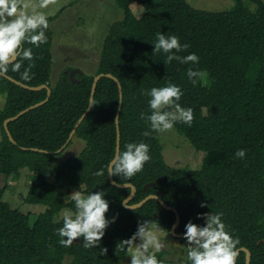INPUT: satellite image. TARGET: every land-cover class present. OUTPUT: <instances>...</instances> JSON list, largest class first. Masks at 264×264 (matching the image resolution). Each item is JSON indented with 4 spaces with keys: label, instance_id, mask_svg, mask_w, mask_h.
I'll list each match as a JSON object with an SVG mask.
<instances>
[{
    "label": "trees",
    "instance_id": "1",
    "mask_svg": "<svg viewBox=\"0 0 264 264\" xmlns=\"http://www.w3.org/2000/svg\"><path fill=\"white\" fill-rule=\"evenodd\" d=\"M117 2L123 17L111 25L105 37L95 75L111 73L122 83L121 151L126 142L143 141L150 145L151 160L131 180L114 177L115 181L136 186L130 204L157 194L176 208L181 217L178 233L184 232L189 219L203 223L196 219L198 212H223L229 230L239 238L237 248L251 251V264H264V0H233L231 9L218 12L195 8L187 0ZM133 2L145 9L139 18L131 8ZM58 17H48L47 43L33 48L34 78L25 82L9 67L7 75L27 85L48 84L52 88L47 102L9 123L15 142L7 134L5 120L44 101L48 93L0 78V92L6 97L0 109V174L17 178L21 169L28 168L32 174L26 201L46 206L40 213H23L4 200L9 185L0 188V264H123L125 254H116L115 246L135 231L136 224L132 223L150 217L170 231L176 214L156 199L135 212L127 210L121 201L130 195L131 188L116 187L106 173L94 175L116 154L120 91L111 78L98 82L94 105L76 132L75 137L85 142L84 148L76 156L59 159L64 150L56 151L66 144L89 105L95 75L76 73L78 82H72L73 68H68L51 85L50 24ZM161 31L178 35L181 43L189 44L179 55L195 52L199 64L173 61L164 65V54H154L151 44ZM24 63L26 66L28 62ZM190 66L203 73L196 84L187 78ZM169 80L183 90L181 105L193 110L190 126L177 123L174 128L196 150L207 152L199 170L170 166L163 155L160 133L143 136L149 130L140 118L147 111L148 98L143 93ZM239 149L247 150L242 160L235 157ZM73 190H104L110 201L106 215L115 217L119 213L102 241L107 254H101L99 248L85 249L82 238L68 248L58 243L56 229L62 226V218L57 216L64 208L75 210L74 203L66 199ZM201 201L208 207L201 208ZM68 255L72 258L66 262ZM165 255V251L157 254L165 264H175ZM237 264H246V252H240Z\"/></svg>",
    "mask_w": 264,
    "mask_h": 264
},
{
    "label": "clouds",
    "instance_id": "2",
    "mask_svg": "<svg viewBox=\"0 0 264 264\" xmlns=\"http://www.w3.org/2000/svg\"><path fill=\"white\" fill-rule=\"evenodd\" d=\"M54 0H40L38 7L47 8ZM29 4L24 0H0V78H6L9 67L13 73H19L20 79L31 81L35 73V54L33 48H39L47 43L46 30L49 20L43 11L35 8L28 11ZM25 44L32 47H24ZM153 53L164 54V65L178 61L180 64L198 65L200 57L195 52L181 56L190 45L181 43L178 35H168L166 32L156 33L151 42ZM25 61L27 65L25 66ZM23 68V71L21 69ZM188 80L193 84L203 73L197 68L186 69ZM147 99V111L140 118L148 125L149 130L143 136L151 133H166L174 129L177 123L188 124L193 120L191 107H183L180 103L183 96L182 88L170 80L162 86H153L143 93ZM4 98H0V103ZM246 149H239L235 157L244 159ZM151 160L150 145L143 141H130L124 144L123 150L114 155L109 162L97 170L95 176L120 177L131 180L142 172ZM114 184L118 188H128L127 184ZM97 187V186H96ZM70 200L74 203V211H66L62 217V226L56 229L58 243L65 248L71 247L74 241L82 238L85 249L99 248L101 254H107L108 248L102 246V241L108 228L114 223L115 217L109 213L110 201L104 190L78 191L73 190ZM129 199L122 200V206L130 211H136L139 205H132ZM201 208L208 207L201 201ZM196 219L203 223H195L189 219L184 225L183 239L187 242L185 264H237L240 241L229 230L225 223L224 213L211 210L198 212ZM162 232L159 222L155 219L142 217L136 224L135 231L127 238L120 239L115 246V253L123 252L128 257V264H165L157 254L164 249Z\"/></svg>",
    "mask_w": 264,
    "mask_h": 264
},
{
    "label": "rangeland",
    "instance_id": "3",
    "mask_svg": "<svg viewBox=\"0 0 264 264\" xmlns=\"http://www.w3.org/2000/svg\"><path fill=\"white\" fill-rule=\"evenodd\" d=\"M24 2L29 4V12L35 8L37 11H43L47 17L59 14V17L50 24L53 32L51 85H55L68 68L81 69L85 74L95 75L105 37L111 25L123 17V11L118 6L117 0H54L44 9L38 7L40 0H24ZM187 2L195 8L215 12L229 10L234 4L233 0H187ZM131 8L138 18L145 12L144 7L138 2H133ZM251 8L255 9V4H252ZM0 98H4V102L0 103L1 109L6 102V97L0 92ZM160 140L163 155L170 166L190 170L202 168L207 152L196 150L193 144L176 128L160 133ZM84 146L85 142L81 138L74 137L72 144L64 149V152L62 151L59 159L78 155ZM31 174L28 168L21 169L17 178L14 175L8 177L6 174H0V188L6 184L9 185L4 200L9 202L13 208L26 214L40 213L46 208L45 205L31 204L26 201ZM70 195L71 193L66 196L67 200H70ZM66 211L73 210L64 208L57 218H62ZM161 230L166 234L162 237L165 257L173 260L175 264H185L187 242L183 237L173 236L163 226ZM71 258L72 256L68 255L65 261L69 262ZM128 259L126 257L123 264H128Z\"/></svg>",
    "mask_w": 264,
    "mask_h": 264
},
{
    "label": "water",
    "instance_id": "4",
    "mask_svg": "<svg viewBox=\"0 0 264 264\" xmlns=\"http://www.w3.org/2000/svg\"><path fill=\"white\" fill-rule=\"evenodd\" d=\"M76 73H84L81 69H73L71 72H70V78L72 80V82H78V79L76 78ZM104 77H108V78H111L113 80H115L118 84V87H119V91H120V101H119V108H118V111H117V114H116V123H117V145H116V154H118L120 151H121V132H120V128H119V117H120V112H121V109H122V104H123V87H122V83L120 82V80L114 76L113 74L111 73H99L97 75H95L94 77V82H93V85H92V90H91V96H90V102H89V105L87 107V109L85 110V112L82 114V116L79 118V120L77 121V123L75 124V126L73 127L70 135H69V138L66 142V144H64L62 146V148H60L59 150H57L56 152L57 153H61L66 147L67 145L71 142V140L75 137L76 135V132L79 128V126L81 125V123L83 122V120L85 119V117L87 116V114L91 111L93 105H94V100H95V92H96V88H97V85H98V82L100 81V79L104 78ZM6 78H8L10 81H12L13 83L25 88V89H29V90H33V91H38V90H43V89H46L47 90V97L44 101H41V102H38L36 104H33L27 108H25L24 110L20 111L17 115L15 116H11L9 118H7L4 122V127L7 131V134L10 138L11 141L15 142L13 136L11 135L10 131H9V123L20 118L21 116H23L24 114L28 113L29 111H31L32 109H35V108H38L39 106L43 105L45 102H47L51 96V93H52V88L48 85V84H41V85H38V86H30V85H27L9 75L6 76ZM33 150H38V151H41V152H44L45 150H42V149H37V148H31ZM54 153V152H52ZM115 154V155H116ZM110 180H111V183L113 185L114 184V177H110ZM116 182V181H115ZM116 184H127L129 187L128 188H131V193L130 195L126 198V199H129V197H131V199L129 200V203L130 201L134 198V196L136 195L137 193V188L134 184L132 183H118L116 182ZM161 193L163 194V191H161ZM125 199V200H126ZM151 199H156L158 200L161 205L167 209V210H172L175 212L176 214V221L174 223V225L172 226V228L170 229V232L173 236H178V237H183V233H178L177 232V229L180 225V222H181V217H180V214L178 212V210L170 205H168L159 195L157 194H150L148 195L146 198H144L143 200H141L140 202L138 203H135V204H132V205H139L136 209H139L141 208L144 204H146L149 200ZM118 216H119V213L116 214L115 216V220L116 221L118 219ZM155 217L157 218L158 216L155 214ZM139 221V218L137 221H135L134 223H132V225H135L137 224V222ZM239 251V254L241 251H244L246 252V264H251V260H252V253L251 251L246 248V247H241L238 249ZM239 257V255H238ZM237 257V259H238Z\"/></svg>",
    "mask_w": 264,
    "mask_h": 264
}]
</instances>
